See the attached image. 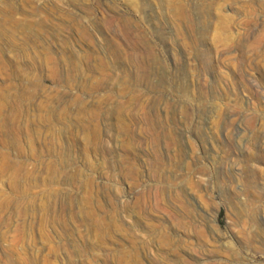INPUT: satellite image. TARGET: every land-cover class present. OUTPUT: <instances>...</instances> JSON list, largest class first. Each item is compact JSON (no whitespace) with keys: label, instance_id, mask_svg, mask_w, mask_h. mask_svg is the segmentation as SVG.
I'll list each match as a JSON object with an SVG mask.
<instances>
[{"label":"rangeland","instance_id":"374dc122","mask_svg":"<svg viewBox=\"0 0 264 264\" xmlns=\"http://www.w3.org/2000/svg\"><path fill=\"white\" fill-rule=\"evenodd\" d=\"M0 264H264V0H0Z\"/></svg>","mask_w":264,"mask_h":264}]
</instances>
